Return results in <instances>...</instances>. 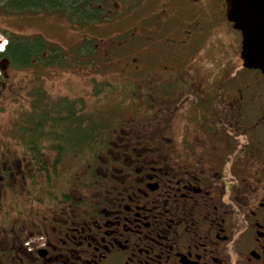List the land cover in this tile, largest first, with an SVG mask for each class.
Returning a JSON list of instances; mask_svg holds the SVG:
<instances>
[{
    "label": "flooded vegetation",
    "instance_id": "af4514ba",
    "mask_svg": "<svg viewBox=\"0 0 264 264\" xmlns=\"http://www.w3.org/2000/svg\"><path fill=\"white\" fill-rule=\"evenodd\" d=\"M126 2L93 25H120L98 38L101 47L87 33L89 52L75 43L65 54L104 55L119 72L133 58L129 77L120 72L122 84L108 86L109 106L128 112L96 129L108 131L107 143L83 148L105 162H87L83 182L73 173L63 190L56 160L80 151L53 146L37 187L16 194L6 182L13 204L22 195L57 209H18L0 264H264V72L244 65L225 0ZM80 114L74 121L86 129Z\"/></svg>",
    "mask_w": 264,
    "mask_h": 264
},
{
    "label": "rangeland",
    "instance_id": "374dc122",
    "mask_svg": "<svg viewBox=\"0 0 264 264\" xmlns=\"http://www.w3.org/2000/svg\"><path fill=\"white\" fill-rule=\"evenodd\" d=\"M116 1L120 3V6L122 5V9L124 7L123 4H128L125 3L124 0ZM145 8L146 7L142 6L139 12H148V9L145 10ZM117 11L118 9L115 13H117ZM138 14V12H134L131 15L134 17ZM131 21H135V19H131ZM118 27H120V25L109 24L107 26H93L86 29H79L73 26L65 16L54 12H41L40 14L31 15H6L0 12V42L5 43V46L8 40L3 31L9 30L19 35L23 34L26 37L41 35L48 41V49H51V46L57 44L63 48V51L66 53L70 50V47L76 43L79 52L83 51L87 53L88 47L85 45L84 41V36H86L87 33L96 36V43L98 41L100 44L101 40L99 41L98 38L102 39L108 37L111 35L109 33L118 29ZM103 41L106 43V40ZM79 55L83 56L82 54ZM132 55L137 58L136 62H134L138 63V59L140 58L138 54L134 53ZM91 57H93V55L81 57L84 58L85 61L80 60V62L74 57L77 63H69L65 64V66L33 64V66L22 69L15 68L6 59L0 61V242L4 240V236H8V232L10 233L12 228L17 231L14 221L18 219V209H21L22 213L26 215L29 209L37 212L40 211L41 214L49 213L55 208L57 209L53 203L48 205L36 203L32 205L24 201L21 202L23 198L22 195L16 196L20 203L13 204L10 192L6 190V182H9L11 187L16 190V194L17 191L28 193V189L37 187L42 181L41 174L38 173L40 164L51 167L52 163H55V151H53L51 144L48 143L50 142L48 141L49 139L42 145V152L40 155L42 160L36 164L29 154V149L25 146L24 139L19 137L16 133L18 122L24 123L22 121H24V119L27 120L28 117L34 113L35 104L37 105L43 101L45 104L52 106L60 100H75L82 104L83 109L80 113H84L83 116L85 117L89 115L94 116V114L101 112L99 115L93 117V122L97 120L98 125H100V127L101 125L104 126V129L106 125L108 126L111 124L109 120L113 119L116 113L128 112L126 111L128 109H124L123 106H120L121 108L115 105L109 106V104L112 103L110 100L114 97L111 95L108 86L111 85L110 80L113 85L122 84L125 79H120V77H122L120 72L129 77V73H127V71L123 72V70L126 69L125 65L127 63L133 62V58H131L129 62H124L121 65L122 70L119 72V69H117L118 64L110 61V59L108 61L104 55L100 56L102 59H98L97 62L91 59ZM103 82L108 84L102 85ZM97 87L99 88L97 89ZM119 94L120 92L117 93V95ZM118 108L119 111L111 110ZM73 112L72 110L69 111L67 118H53L54 125L58 124L63 126V128H58L61 130H57L58 133H60L59 135L64 138L68 137L65 135L69 125L68 123L74 120V118L71 117L75 113ZM66 125L67 127H65ZM20 126H29L33 128L35 125L25 124ZM127 129L130 128L127 127ZM104 133L106 135L109 134L108 131H104ZM52 136L54 138L57 137L53 134ZM59 145L62 147V150L67 151L62 142ZM93 158H96V163L105 162L104 155L92 157L69 154L67 157L64 156L63 159L59 161L57 167L59 168L61 188L67 190L69 177L73 173L76 174V178L77 175H80V177L85 176L84 166L87 162H91ZM6 178H9V180ZM82 179L85 178L82 177ZM82 179L80 180L77 178L76 182L78 185L83 182ZM27 187L28 189L25 190ZM82 190L84 191V189ZM34 192L36 193L37 191L35 190ZM22 219L28 222L29 216L22 217Z\"/></svg>",
    "mask_w": 264,
    "mask_h": 264
},
{
    "label": "trees",
    "instance_id": "16d2710c",
    "mask_svg": "<svg viewBox=\"0 0 264 264\" xmlns=\"http://www.w3.org/2000/svg\"><path fill=\"white\" fill-rule=\"evenodd\" d=\"M124 1L127 3L126 0ZM117 3L119 2L116 0H0V12L6 15H31L40 14L41 12H54L65 16L73 26H76L79 29H86L89 26H95L96 23H106L107 21L114 19L117 16V13L115 12L117 9L119 10L120 7ZM3 33L8 42L4 49L0 50V61L6 59L15 68H27L33 66V64L65 66V64L76 63L75 60L70 61L71 57H65L66 53L59 45L54 44L51 46L52 50L48 49V41L41 35L26 37L23 34L19 35L9 30H4ZM87 46V52H89L90 45ZM74 103L75 100H60L54 103L53 107L41 101L39 104H35L34 113L29 116L31 118L28 117L27 120L24 119V121H22L24 123L18 122L16 133L19 137L24 139L25 146L29 149V154L36 164L42 160V158H40L42 145L50 138L51 141L48 140L50 141L48 143L51 144V147L56 146L60 151V155L62 147L59 144H61V142L68 151L79 150V156L92 157H98L99 155L84 153L83 148L89 147V149H91L93 145H98L101 142H108L107 135L104 132L102 136L97 132L96 129L101 130V127L93 122L90 115L86 116L88 117L87 123L89 124L86 130H84V127L82 126L83 124L80 120L77 122L74 121L82 117L79 112H75ZM71 110L76 114L73 112L74 115L71 117L74 118V120L71 123H68V127L67 125L65 126L67 127L65 135L68 137L64 138L58 133V130H61L58 128H63V126L58 124L54 125L52 121L53 118L56 119L57 117L67 118L69 111ZM37 112L39 116L37 115ZM25 124L35 125L36 127L33 126V128H31L29 126H20ZM53 130L57 131V133H55L57 136L56 142H53L55 140L52 136ZM62 159L63 157L59 156L56 163L58 164ZM96 162V158H93L90 163L95 164Z\"/></svg>",
    "mask_w": 264,
    "mask_h": 264
},
{
    "label": "water",
    "instance_id": "95a60500",
    "mask_svg": "<svg viewBox=\"0 0 264 264\" xmlns=\"http://www.w3.org/2000/svg\"><path fill=\"white\" fill-rule=\"evenodd\" d=\"M227 18L241 31L242 59L264 72V0H225Z\"/></svg>",
    "mask_w": 264,
    "mask_h": 264
},
{
    "label": "bare ground",
    "instance_id": "6f19581e",
    "mask_svg": "<svg viewBox=\"0 0 264 264\" xmlns=\"http://www.w3.org/2000/svg\"><path fill=\"white\" fill-rule=\"evenodd\" d=\"M4 46H5V43L0 42V50H3Z\"/></svg>",
    "mask_w": 264,
    "mask_h": 264
}]
</instances>
